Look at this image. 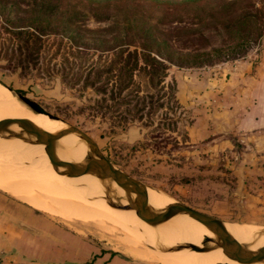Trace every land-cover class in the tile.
<instances>
[{
  "label": "rangeland",
  "instance_id": "rangeland-1",
  "mask_svg": "<svg viewBox=\"0 0 264 264\" xmlns=\"http://www.w3.org/2000/svg\"><path fill=\"white\" fill-rule=\"evenodd\" d=\"M255 1L260 3V0ZM233 13L229 15H233L235 20L237 13ZM193 15H195L193 10L165 15L160 10H156L150 20L155 22L163 17L162 20L165 22L160 25L169 28V32H172L171 37L177 38L172 45L184 51L194 49L193 44L185 46L184 43L188 42L187 37H194L198 40L195 44L198 50L209 49L212 45L225 47L234 41L230 38L231 32L219 24L228 13L223 12L218 19L210 17L206 21H200ZM97 19L100 18L92 13H86L77 22L90 27L111 23V19L107 21ZM213 21L218 22L219 32L210 29V24H206ZM204 22H206L205 25ZM251 24L253 25L252 22ZM176 26L188 28L186 30L179 28V32H174L173 27ZM200 34L206 35L207 39H200ZM262 50H264V27L259 38L249 40L247 44L245 43L242 48L233 53V56H214L208 64L193 67L213 66L223 61L242 58L250 54L255 55ZM82 52L81 60L85 63L88 60L93 65L89 81L96 79L94 71L96 67H103L104 64L113 62L114 55L111 54L86 48ZM65 57L70 61L78 62L72 58L71 52L61 48L49 62L54 69L52 76L46 75L44 70L40 69H34L30 74L11 71L4 68L3 61L0 60V78L5 85L36 100L47 111L59 115L86 131L97 142L103 154L115 165L142 180L149 187H153L152 189L155 188L153 192L157 198L181 201L207 214H214L212 216L216 215L215 217L226 221L224 223L226 226L264 228V214L251 216L239 208L242 205L237 206L236 203L230 202L229 190L226 185H223L227 181V167L223 166L222 161L237 159L240 156V146L238 151L228 153L223 159L220 157L222 161L216 158L219 163H213L212 157L210 159L205 152L199 151L201 146L197 145L198 143L187 138V128L192 120L191 110L178 97L179 95L175 96L174 89L181 87L182 75L188 67L168 64L167 75L161 82V87L147 86L143 80L146 78L142 76V71L137 70L130 76L122 70L113 71L110 83L113 81L112 84L115 83V87L112 84H107V86L104 84L106 73L102 74L100 80L90 82L84 87L81 82L71 85L67 80L62 79L60 72L68 70L72 64ZM124 63V60L120 59L117 67H121ZM80 64L81 62H78V65ZM63 137L61 136L60 139ZM76 143L82 145V142ZM41 189L47 193L56 192L54 191L56 189L46 187V184H42ZM94 196H86V198ZM13 197L24 202L15 195ZM78 197L82 196L78 195ZM96 199L101 203H106L101 195ZM103 207H105L103 210L108 212L107 214L115 211L111 206ZM38 211L61 228L62 242H65V231L68 232V236L69 234L74 235L77 240L82 241L81 244L76 242L75 247L69 248L67 245L69 242L62 245L60 261L56 264H68L70 261L73 262L72 264H91L95 255L92 254L90 246L100 247L102 251L111 250L117 253L123 261L120 263L123 264H155L145 261L138 251L149 247L152 249L156 239L148 240V238L141 237L142 243H127L125 233L120 226L105 219H102L104 221L102 223L97 219H74L71 215L60 216L41 209ZM128 226L131 231L143 235L144 231L139 227L134 228L143 233L133 230L130 228L133 227L131 225ZM158 243H160L159 239ZM178 244H185V241H179ZM18 259L22 262L26 256L23 253ZM27 260H29L27 264H34L32 259ZM156 264L165 263L157 262Z\"/></svg>",
  "mask_w": 264,
  "mask_h": 264
},
{
  "label": "trees",
  "instance_id": "trees-1",
  "mask_svg": "<svg viewBox=\"0 0 264 264\" xmlns=\"http://www.w3.org/2000/svg\"><path fill=\"white\" fill-rule=\"evenodd\" d=\"M156 10L164 15L193 10V16L200 21L210 17L218 19L223 12L228 13L219 24L231 32L230 38L234 41L225 47L212 45L209 49L198 50L195 46L198 40L187 37L185 46L193 44L194 49L181 50L172 45L177 38L171 37L169 28L160 25L165 22L163 17L155 22L150 20ZM232 12L237 13L235 20L229 15ZM86 13L99 17V21L111 19V23L83 26L77 21ZM206 24L219 32L218 22ZM180 27H173L174 32H179ZM263 27L264 0L260 3L255 0H0V60L2 66L11 71L30 74L40 69L52 76L54 69L49 62L63 48L81 62L78 65L65 57L72 64L60 74L71 85L81 82L86 87L106 73L104 84L107 86L113 82L110 83L113 71L122 70L130 76L137 70L142 71L147 86L161 87L168 64L193 67L208 64L214 56H233L249 40L259 38ZM200 36V39H207L204 34ZM85 48L114 55L113 62L94 69L96 79L91 81L93 65L81 60ZM120 59L125 63L117 67ZM0 82L4 83L1 78ZM112 85L115 87V83Z\"/></svg>",
  "mask_w": 264,
  "mask_h": 264
},
{
  "label": "crops",
  "instance_id": "crops-1",
  "mask_svg": "<svg viewBox=\"0 0 264 264\" xmlns=\"http://www.w3.org/2000/svg\"><path fill=\"white\" fill-rule=\"evenodd\" d=\"M181 80L176 95L191 110L188 140L198 143L213 163L240 146L237 159L222 161L227 167L223 185L230 202L251 216L264 214V50L213 66L188 67ZM24 202L0 188V264H27L28 258L34 264H56L62 245L81 244L67 231L62 242L61 228ZM90 249L95 255L91 264H123L111 250Z\"/></svg>",
  "mask_w": 264,
  "mask_h": 264
},
{
  "label": "bare ground",
  "instance_id": "bare-ground-1",
  "mask_svg": "<svg viewBox=\"0 0 264 264\" xmlns=\"http://www.w3.org/2000/svg\"><path fill=\"white\" fill-rule=\"evenodd\" d=\"M4 117L28 118L39 127L49 131L57 129L61 124L58 120L49 118L46 114L32 111L20 102L4 83L0 82V119ZM42 122L44 124H40ZM13 129L17 131L20 126L15 125ZM62 136L64 137L58 140L62 145V147H58L59 157L63 160L69 159L72 161L83 159L87 147L79 139V136L74 131L66 132ZM76 142H82V145H78ZM59 168L61 169L63 166ZM42 184L56 189L54 190L56 192H53L55 194L43 191V187L41 189ZM0 187L30 205L52 214L71 215L74 219H97L102 223H104L102 219H105L112 224L119 225L125 233L127 243H142L141 237L148 238V240L156 239L153 245L155 249L152 247V249H149V247L138 251L144 260L150 263H251L240 261L239 258L223 253L221 248H216V238L210 235L209 228L194 217L179 213L172 214L161 222L157 230L154 231L149 223L136 214L132 202L122 208L111 206L115 211L107 214L108 212L103 210L105 209L103 206L110 207V205L106 204L107 202L101 203L96 199L104 192L95 174L68 175L61 173L49 162L44 153L43 145L31 143L26 138L10 135L5 140H0ZM115 188L119 193L123 192L120 185L116 184ZM153 190L152 187H146V202L148 206L157 207L160 208L158 210H161L163 209L161 207L170 202L171 199L163 198L164 200H161L155 196ZM78 195L82 197H78ZM86 196L94 197L86 198ZM102 199L104 200V198ZM127 224L133 226L130 228L138 232L141 231L135 228L142 229L144 231V233L141 232L143 235L131 231ZM225 227L238 242L249 241L252 247L264 245V228L241 225L232 227L225 225ZM158 239L160 243H158ZM206 239L209 240L206 241ZM182 240L186 243H196L207 248L205 251H196L188 247L176 248L173 246ZM208 244L214 245V247H209Z\"/></svg>",
  "mask_w": 264,
  "mask_h": 264
},
{
  "label": "water",
  "instance_id": "water-1",
  "mask_svg": "<svg viewBox=\"0 0 264 264\" xmlns=\"http://www.w3.org/2000/svg\"><path fill=\"white\" fill-rule=\"evenodd\" d=\"M12 94L28 108L34 112L46 114L49 118L58 120L60 126L49 131L39 127L33 121L24 117H4L0 119V140L12 135L26 138L31 143L42 144L44 153L49 162L58 171L68 175L79 173H93L97 176L103 188L102 198L112 207L122 208L134 204L135 212L152 227L157 230L159 224L172 214L179 213L196 218L204 223L216 238V248H221L226 255L239 258L240 261L251 262L250 264H264V245L252 247L249 241L238 242L227 231L225 222L222 219L202 212L181 201L171 200L163 205V209L150 207L146 202V187H149L142 180L130 175L126 171L115 165L108 159L97 142L79 126L61 118L59 115L44 109L36 100L28 97L18 90L6 85ZM19 125L20 129L14 131V126ZM69 131H74L87 147L85 157L78 161L61 159L58 155V147L62 145L58 142L60 137ZM63 166V168H59ZM120 185L123 192L119 193L115 186ZM153 188V187H152ZM155 189V188H154ZM157 190V189H156ZM159 191V190H157ZM160 192V191H159ZM209 239H206L208 241ZM176 248L188 247L196 251H205L207 247H202L196 243H186L173 245ZM209 247L214 245L208 244Z\"/></svg>",
  "mask_w": 264,
  "mask_h": 264
}]
</instances>
